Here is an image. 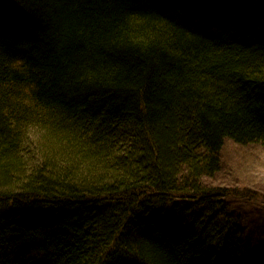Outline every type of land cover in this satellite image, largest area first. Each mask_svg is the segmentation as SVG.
I'll list each match as a JSON object with an SVG mask.
<instances>
[{"label":"trees","instance_id":"1","mask_svg":"<svg viewBox=\"0 0 264 264\" xmlns=\"http://www.w3.org/2000/svg\"><path fill=\"white\" fill-rule=\"evenodd\" d=\"M228 141L264 148V0H0V264H264Z\"/></svg>","mask_w":264,"mask_h":264},{"label":"rangeland","instance_id":"2","mask_svg":"<svg viewBox=\"0 0 264 264\" xmlns=\"http://www.w3.org/2000/svg\"><path fill=\"white\" fill-rule=\"evenodd\" d=\"M205 183L224 188L233 217L252 239L264 238V148L226 142L220 164Z\"/></svg>","mask_w":264,"mask_h":264},{"label":"bare ground","instance_id":"3","mask_svg":"<svg viewBox=\"0 0 264 264\" xmlns=\"http://www.w3.org/2000/svg\"><path fill=\"white\" fill-rule=\"evenodd\" d=\"M8 8H9V6L8 7H2L1 8V10L2 11H7L8 10ZM14 14H15V16H16V11L14 10ZM13 18V17H12ZM198 23H196V25H197ZM2 27H3V29H5L6 31H7V33L8 34H13L14 32H15V30H13V23H9V24H3L2 25ZM30 60V59H29ZM28 59H27V64H28V61H29ZM35 99V98H34ZM89 108H92L91 107V105H89Z\"/></svg>","mask_w":264,"mask_h":264}]
</instances>
